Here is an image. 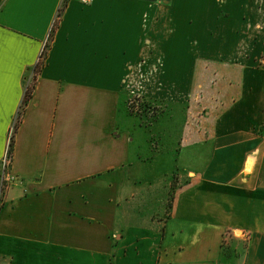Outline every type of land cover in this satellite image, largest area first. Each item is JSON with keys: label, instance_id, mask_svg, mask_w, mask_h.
<instances>
[{"label": "crops", "instance_id": "crops-1", "mask_svg": "<svg viewBox=\"0 0 264 264\" xmlns=\"http://www.w3.org/2000/svg\"><path fill=\"white\" fill-rule=\"evenodd\" d=\"M20 113L0 264H264V0H0Z\"/></svg>", "mask_w": 264, "mask_h": 264}, {"label": "built area", "instance_id": "built-area-1", "mask_svg": "<svg viewBox=\"0 0 264 264\" xmlns=\"http://www.w3.org/2000/svg\"><path fill=\"white\" fill-rule=\"evenodd\" d=\"M94 1L95 0H81V2L83 4H91ZM44 51H45V48L43 49V51L40 54V57H39L37 65L41 64V61L43 60V57H44ZM36 78H37V72L35 70V73H34V75L31 78V82H29L30 84H28L27 87H26V93L28 92L29 89L30 90L33 89L32 82L34 83L36 81ZM17 120H18V118H17ZM17 120L15 121V124H16ZM14 130H15V125L13 126V129H12L11 138L13 136ZM12 155L13 154H10V152L8 151L7 156L5 157V159L3 161V174H2V178L0 180V210H1L2 205L4 203L5 193H6V190L8 189V187L19 182L18 177L12 175L10 173V171H9L10 165H11V162H12ZM230 235H231L230 233H227L225 235V244L230 239Z\"/></svg>", "mask_w": 264, "mask_h": 264}, {"label": "rangeland", "instance_id": "rangeland-1", "mask_svg": "<svg viewBox=\"0 0 264 264\" xmlns=\"http://www.w3.org/2000/svg\"><path fill=\"white\" fill-rule=\"evenodd\" d=\"M47 44H48V42H47ZM46 54H47V48L44 51V57H43V60L41 61L42 66L44 64V59L46 57ZM32 84H34V83L32 82ZM131 110L133 112L138 113V114L145 115V116L149 117L150 119H155L162 112V109L160 107H157V105L155 103H152L150 101L143 100V99L141 100L140 98H135L131 101ZM179 121H180V119L176 118L175 122L179 123Z\"/></svg>", "mask_w": 264, "mask_h": 264}, {"label": "trees", "instance_id": "trees-1", "mask_svg": "<svg viewBox=\"0 0 264 264\" xmlns=\"http://www.w3.org/2000/svg\"><path fill=\"white\" fill-rule=\"evenodd\" d=\"M61 8H63V7H61ZM61 11H62V9L59 11V14H58V16H57V19L55 20V22H54V24H53V26H52V29H51V32H50V35H49V41L52 39V37H53V34H54V32H55V29H56V27H57V25H58V22H59V17H60V14H61ZM48 45L49 44H47L46 45V47H45V49L46 48H48ZM41 68H42V65L41 64H39V65H37L36 66V72L38 73V72H40L41 71ZM31 96H32V90H28V92L26 93V96H25V103H27L30 99H31ZM21 113H20V115H19V118H18V120H17V122H16V124H15V130H14V133H13V136H12V138H11V143H10V148H9V152H10V154H13V152H14V142H15V132H16V130L18 129V127H19V124H20V121H21Z\"/></svg>", "mask_w": 264, "mask_h": 264}]
</instances>
